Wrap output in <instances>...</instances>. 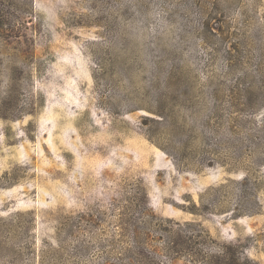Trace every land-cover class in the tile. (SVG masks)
I'll return each instance as SVG.
<instances>
[{"label":"rangeland","instance_id":"1","mask_svg":"<svg viewBox=\"0 0 264 264\" xmlns=\"http://www.w3.org/2000/svg\"><path fill=\"white\" fill-rule=\"evenodd\" d=\"M136 185L264 264V0H0V264Z\"/></svg>","mask_w":264,"mask_h":264},{"label":"trees","instance_id":"2","mask_svg":"<svg viewBox=\"0 0 264 264\" xmlns=\"http://www.w3.org/2000/svg\"><path fill=\"white\" fill-rule=\"evenodd\" d=\"M108 216L114 221L107 222ZM61 218L55 247L43 242L36 251L37 264H175L179 259L194 264L199 256L203 264H217L214 259L221 264H259L237 245L206 248L205 231L154 214L147 192L138 185L127 198L114 199L109 209Z\"/></svg>","mask_w":264,"mask_h":264}]
</instances>
